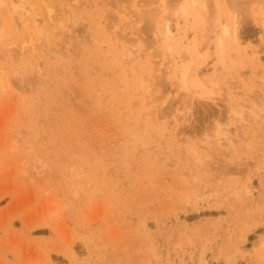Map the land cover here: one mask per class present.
<instances>
[{
  "label": "rangeland",
  "instance_id": "374dc122",
  "mask_svg": "<svg viewBox=\"0 0 264 264\" xmlns=\"http://www.w3.org/2000/svg\"><path fill=\"white\" fill-rule=\"evenodd\" d=\"M0 264H264V0H0Z\"/></svg>",
  "mask_w": 264,
  "mask_h": 264
},
{
  "label": "bare ground",
  "instance_id": "6f19581e",
  "mask_svg": "<svg viewBox=\"0 0 264 264\" xmlns=\"http://www.w3.org/2000/svg\"><path fill=\"white\" fill-rule=\"evenodd\" d=\"M72 1H74V3L79 2V0H72ZM47 9L49 11V14L48 15H49L50 19L52 20L54 18V7H53V5H47ZM70 9H71V5L67 6L66 12H67L68 15H71ZM237 24H238V22L235 21L234 22V25L236 26ZM164 30H165V34L167 36H171L172 33H171V31H170V29H169V27H168L167 24H165ZM225 31L228 32L229 29H227V27H226V30ZM22 47L24 49L26 48V46H22ZM190 55L192 56V53H190ZM190 55L188 54V56H190ZM191 58H193V57H191ZM186 80H188V79H185V81Z\"/></svg>",
  "mask_w": 264,
  "mask_h": 264
}]
</instances>
